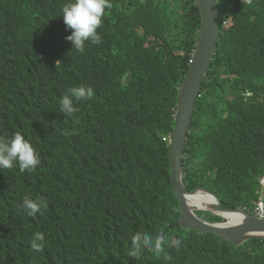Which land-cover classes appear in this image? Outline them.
<instances>
[{"label":"trees","instance_id":"trees-1","mask_svg":"<svg viewBox=\"0 0 264 264\" xmlns=\"http://www.w3.org/2000/svg\"><path fill=\"white\" fill-rule=\"evenodd\" d=\"M68 2L0 0V137L20 132L40 159L34 172L0 169V264H264V238L236 246L182 227L168 231L159 255L152 247L130 255L136 233L155 242L180 216L168 137L199 40L198 4L110 0L102 42L80 53L65 39ZM217 2L221 33L191 120L184 181L225 207H252L264 200V0ZM81 86L93 95L74 101L68 117L60 100ZM25 197L42 200V214L28 216ZM37 232L42 251L31 247Z\"/></svg>","mask_w":264,"mask_h":264},{"label":"water","instance_id":"water-1","mask_svg":"<svg viewBox=\"0 0 264 264\" xmlns=\"http://www.w3.org/2000/svg\"><path fill=\"white\" fill-rule=\"evenodd\" d=\"M201 13V29L197 46L189 70L179 89L175 126L170 134V172L171 188L179 202L180 216L178 220L168 225L161 235L162 242L168 231L175 227L212 233L223 241L240 246L252 239L264 238V218L256 216L242 207H225L220 196L202 185L188 189L184 181V153L190 131L191 120L195 111L197 98L202 82L208 76L211 61L221 33V13L217 0H194ZM264 191V187H263ZM204 192L215 197V202H205L207 207L190 202V196ZM198 211H208L222 217L223 221H209L198 214ZM221 212H235L241 215L231 220Z\"/></svg>","mask_w":264,"mask_h":264},{"label":"clouds","instance_id":"clouds-1","mask_svg":"<svg viewBox=\"0 0 264 264\" xmlns=\"http://www.w3.org/2000/svg\"><path fill=\"white\" fill-rule=\"evenodd\" d=\"M111 7L110 0H69L62 7L61 12L66 29L72 30L71 34L66 36L65 39L71 42L72 48L77 52L83 53L86 42L94 45L102 42V37L97 30L103 23L102 18L105 16V10ZM92 95L93 89L91 87L81 86L68 89V94L64 95L60 100L61 112L68 117H73L78 111V108L74 105V101L90 98ZM168 142H170V135ZM17 163L21 172H34L40 163L39 154L20 132L14 133L11 138L0 137V169H11ZM262 179L261 183L264 187ZM261 196L260 200L263 199V195ZM44 207L46 205L42 200H33L29 197H25L22 203L23 210L30 217H35L37 213L42 214ZM43 241V233H35L31 242L32 249L34 251H42ZM180 243L179 240L174 241L176 246H179ZM147 247H152L157 255H159L162 251V240L156 239L153 242L150 234L138 232L132 237L130 255L136 257L140 254L141 249ZM166 258L171 259L170 257Z\"/></svg>","mask_w":264,"mask_h":264},{"label":"bare ground","instance_id":"bare-ground-1","mask_svg":"<svg viewBox=\"0 0 264 264\" xmlns=\"http://www.w3.org/2000/svg\"><path fill=\"white\" fill-rule=\"evenodd\" d=\"M190 202L193 204H198L201 207L202 206L207 207L205 202H211V203L215 202V197L204 192H197L195 195L190 196ZM221 213L224 214L226 217H229L231 220H236L241 217L240 214L235 212H221Z\"/></svg>","mask_w":264,"mask_h":264},{"label":"built area","instance_id":"built-area-1","mask_svg":"<svg viewBox=\"0 0 264 264\" xmlns=\"http://www.w3.org/2000/svg\"><path fill=\"white\" fill-rule=\"evenodd\" d=\"M264 178L262 179V182ZM264 183V182H263ZM244 209L248 210L249 212L253 213L256 216L264 218V201L261 199L259 202L255 203L253 207L244 206Z\"/></svg>","mask_w":264,"mask_h":264},{"label":"rangeland","instance_id":"rangeland-1","mask_svg":"<svg viewBox=\"0 0 264 264\" xmlns=\"http://www.w3.org/2000/svg\"><path fill=\"white\" fill-rule=\"evenodd\" d=\"M263 182H264V181H263ZM198 214H199L201 217L205 218V219H211L213 216H210V215H214V214H212V213H210V212H208V211H198Z\"/></svg>","mask_w":264,"mask_h":264}]
</instances>
